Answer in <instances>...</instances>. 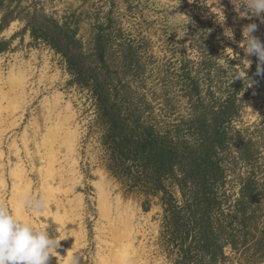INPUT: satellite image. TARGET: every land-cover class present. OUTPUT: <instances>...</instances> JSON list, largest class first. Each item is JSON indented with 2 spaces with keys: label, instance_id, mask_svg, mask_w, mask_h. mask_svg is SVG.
<instances>
[{
  "label": "rangeland",
  "instance_id": "rangeland-1",
  "mask_svg": "<svg viewBox=\"0 0 264 264\" xmlns=\"http://www.w3.org/2000/svg\"><path fill=\"white\" fill-rule=\"evenodd\" d=\"M253 22L264 42L245 0L3 1L1 84L9 89L12 71L27 72L28 103L2 136L0 204L67 236L50 264L73 255L78 264H264V77L241 47ZM57 93L78 131L71 153L60 150L45 202L46 163H29L20 138ZM209 134L221 143L206 148ZM14 139L26 190L10 174ZM37 199L44 206L33 211L26 201ZM123 244L130 263L114 258Z\"/></svg>",
  "mask_w": 264,
  "mask_h": 264
},
{
  "label": "bare ground",
  "instance_id": "bare-ground-1",
  "mask_svg": "<svg viewBox=\"0 0 264 264\" xmlns=\"http://www.w3.org/2000/svg\"><path fill=\"white\" fill-rule=\"evenodd\" d=\"M27 74H28L27 72H24L22 70L12 71L10 73V75L8 76V80H7V84H9L8 86L10 87L9 89H5V87L1 84V79L2 78L0 77V159L4 155L3 149L1 150L2 143L4 141V140H2L3 139L2 136L5 134V132L7 131V129L9 127L14 126V125L17 124L16 123V120L8 121L10 119V118L8 119V117H10L11 115H13L14 112L20 106L23 105V103H28V100H27V97H28L27 95L28 94L26 92V84H27V80H28V78H27L28 75ZM62 99H63V95L61 93L54 94V96L51 99H49V98L46 97V99L44 100V104H43L44 105V113H43V117H44L43 119L44 120H43V122H40L38 118H35L34 121L31 123V127H30V128H32V132L30 133L29 132V129L26 127L25 130L23 131L22 135H21V138H20V141L23 144V149H24V151H25V153L27 155L26 158H28L29 160H31L29 163L34 164L37 159H40V160L44 159V161L46 163L45 168L44 169L42 168L40 170V171H42V173H41L42 176L41 175L40 176L43 177V179H42L43 182L42 183H43V185L45 187L44 189L46 190V193H47V195L45 196L46 197L45 202L46 201L49 202L50 201V197L52 196L51 193H52L53 187L50 186L51 185L50 183H51L52 180L55 179V175L57 173L56 170L58 168L55 167V162L58 161L59 158H61V157H59V155H60L59 153L61 152L60 150H61L62 147H65V149L67 150L68 154L71 153V151L74 148L73 145L75 144L74 143V140H76L75 137H76V134L77 133H75V131H78V130H75L74 131V130H72V128L70 129L71 119L73 118V116L75 115V113L73 112L70 103L67 104L65 107H63V105H61ZM73 129H74V127H73ZM32 143L35 145V151H31L30 145ZM11 146L15 149V155L18 158V162L16 164L14 163L15 164V167L13 166L14 168H11V170H10L11 173L10 174H12L14 176V179H17L18 181H20V183H23V187H21V190H24V189L26 190V189H28V186H30L31 183H30V179L28 178L29 175L27 177V174H28L27 171L28 170H27L26 165H25L26 163H24L25 160H23V158H22L23 155L21 154L22 152H21V149H20V145L18 144V139H14L13 140V143L11 144ZM72 158H74V157H72ZM67 162H69V161H67ZM1 163H2V160H1ZM0 166H3L4 167V165H2V164H0ZM60 171H61V169H60ZM71 171H72V169H71ZM71 171H69V172H71ZM73 172H75V171H73ZM3 175H4L3 171H2V173L0 171V181L2 183H5V180L3 178ZM61 179H63V178H61ZM13 183H15V181ZM20 183H19V185H20ZM17 184H15L14 186L17 187L18 186ZM105 187H106V185H105ZM54 188H56V187H54ZM18 189H19V187H18ZM26 192L27 191H25L24 193H26ZM56 192L57 191H55L54 194ZM15 194H14V196H15ZM106 194H107V192L103 195L104 201L101 202V203H102V209H103L104 215H106V217H109L110 208L112 209L113 206L111 207L112 203H110L109 198H108V195H106ZM20 196L22 197V195H20ZM22 198L24 199V195H23ZM21 199H18L17 198L16 202H18V204H19L20 201L22 202ZM54 199H55V197H54ZM99 199H101V198H99ZM52 200H53V198H52ZM111 202H112V200H111ZM57 203H59V202H57ZM18 204H16V205L18 206ZM59 204H61V203H59ZM56 206H58V204ZM60 206L62 208V205H60ZM75 207H76V205H75ZM72 208L74 209L73 206H72ZM16 210L17 211H22L21 210V207H17ZM57 210H59V209H57ZM65 211L66 210H64V213H65ZM115 211H117V210H115ZM19 214H21V213H19ZM57 214H58V211H57ZM129 214H131V213H129ZM122 215H124V214H122ZM20 216L23 217V215H20ZM127 221H128V219H127ZM111 224H112V222H111ZM117 228H119V227H117ZM129 228L126 229V233H125V237H127L126 239H128V237H130V232H129L130 230H128ZM120 237H122V235ZM120 242L121 241L119 239V243ZM128 242H131L130 241V238H129V241ZM130 244L133 245L132 242ZM127 247L128 246L127 245L124 246V244H123V247L120 246V248L118 250L117 249L115 250V252H114V256L115 257L114 256L113 257L114 258H118V257L119 258H122L121 260L125 259L126 262L130 263V261H132V259H131V256H129V255H131L130 252H128L129 251L128 250L129 247L128 248ZM130 248H133V247H130ZM102 256H101V258H102ZM105 259H104V261H105Z\"/></svg>",
  "mask_w": 264,
  "mask_h": 264
},
{
  "label": "clouds",
  "instance_id": "clouds-1",
  "mask_svg": "<svg viewBox=\"0 0 264 264\" xmlns=\"http://www.w3.org/2000/svg\"><path fill=\"white\" fill-rule=\"evenodd\" d=\"M248 17L257 18L264 23V0H245ZM223 21V17H221ZM259 25L255 22L248 23L243 30L245 42L241 45L244 54L256 57L255 75L264 77V42L255 35ZM225 34L234 39L231 29H226ZM252 61H246L250 67ZM240 77L244 73L239 74ZM239 77H235L237 79ZM33 211H39L44 205L43 201H26ZM67 236L52 237L46 230L37 227L29 220L13 214L6 206L0 205V264H50L54 251L61 247L60 241ZM68 264H78L73 255Z\"/></svg>",
  "mask_w": 264,
  "mask_h": 264
},
{
  "label": "trees",
  "instance_id": "trees-1",
  "mask_svg": "<svg viewBox=\"0 0 264 264\" xmlns=\"http://www.w3.org/2000/svg\"><path fill=\"white\" fill-rule=\"evenodd\" d=\"M3 1L4 0H0V6L2 5V3H3ZM33 34L34 35H39L35 30L33 31ZM45 35H47V33H45ZM42 37H47V36H42ZM56 37H57V35H56ZM58 40L60 41V39L58 38ZM202 129H204L205 127L202 125V127H201ZM206 129V128H205ZM206 133L208 132L207 130H204ZM204 139L205 140H203V143H205V142H209V143H207L206 144V148L208 147V146H210V145H212V143L214 144V143H221V139L219 140V138H218V136H215L214 138L212 137V134H209L207 137H204ZM146 142H147V140H146ZM186 255H188V253H187V251H186Z\"/></svg>",
  "mask_w": 264,
  "mask_h": 264
}]
</instances>
